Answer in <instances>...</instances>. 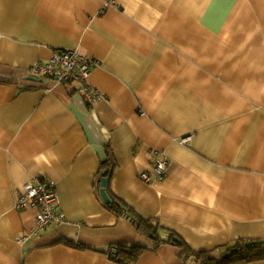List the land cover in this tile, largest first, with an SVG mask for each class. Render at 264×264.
<instances>
[{
    "label": "crops",
    "instance_id": "crops-1",
    "mask_svg": "<svg viewBox=\"0 0 264 264\" xmlns=\"http://www.w3.org/2000/svg\"><path fill=\"white\" fill-rule=\"evenodd\" d=\"M65 50L98 60L86 81L105 100L32 73ZM0 77V264H119L131 246L147 249L135 264H196L107 208L105 162L162 240H264V0H0ZM33 177L68 221L38 235L37 210L16 208Z\"/></svg>",
    "mask_w": 264,
    "mask_h": 264
},
{
    "label": "built area",
    "instance_id": "built-area-1",
    "mask_svg": "<svg viewBox=\"0 0 264 264\" xmlns=\"http://www.w3.org/2000/svg\"><path fill=\"white\" fill-rule=\"evenodd\" d=\"M99 65L98 60L89 59L75 50L54 52L47 64H37L32 73L37 76L51 77L60 83L77 82L79 92L85 97L88 104L93 105L105 96L87 84V77L93 67ZM184 143L186 140L183 141ZM157 155V153H156ZM169 160L155 158V173H142L140 179L146 184L153 185L161 181L167 172ZM16 208L20 211L37 210L35 234L38 235L46 228L68 223L65 215L59 210V195L53 181L40 177L31 178L24 186V192L17 201ZM23 238L21 242H24Z\"/></svg>",
    "mask_w": 264,
    "mask_h": 264
},
{
    "label": "trees",
    "instance_id": "trees-1",
    "mask_svg": "<svg viewBox=\"0 0 264 264\" xmlns=\"http://www.w3.org/2000/svg\"><path fill=\"white\" fill-rule=\"evenodd\" d=\"M1 82H11V78L0 77ZM111 166L108 162L103 163L101 175L107 173V178L110 179L112 176ZM107 172H104L106 171ZM104 172V173H103ZM103 173V174H102ZM101 178V180H102ZM108 187L106 192L110 199L112 200V205H107L110 211L116 215H126L132 221L136 222L138 230L145 233L147 236L152 237L154 240H158L165 244H170L177 246L182 249L181 256L183 259H188L194 257L196 264H248L255 261L264 260V245H252L246 246L250 243L247 241H238L231 246H227L224 250L219 252H193L185 242L178 238L177 235L171 233L166 240L159 238L157 230L159 229L158 223H154L151 220H144L143 218L135 215L132 210L122 203L118 198L112 196ZM251 241V242H259ZM64 244L73 246L70 242L63 241ZM147 249L141 246H131V247H119L117 253L115 254L113 260L119 264H135L139 257Z\"/></svg>",
    "mask_w": 264,
    "mask_h": 264
},
{
    "label": "water",
    "instance_id": "water-1",
    "mask_svg": "<svg viewBox=\"0 0 264 264\" xmlns=\"http://www.w3.org/2000/svg\"><path fill=\"white\" fill-rule=\"evenodd\" d=\"M107 173L103 174V179L101 181V197L106 205H112V200L108 196L106 189L108 187L109 179L106 177ZM252 245H264V240H261L259 242H250L246 244V246H252Z\"/></svg>",
    "mask_w": 264,
    "mask_h": 264
}]
</instances>
